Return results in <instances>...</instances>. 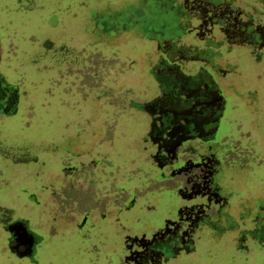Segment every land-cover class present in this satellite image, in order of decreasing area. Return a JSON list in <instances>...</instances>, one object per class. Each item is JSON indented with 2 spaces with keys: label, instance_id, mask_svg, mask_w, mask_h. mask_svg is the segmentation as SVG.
<instances>
[{
  "label": "rangeland",
  "instance_id": "rangeland-1",
  "mask_svg": "<svg viewBox=\"0 0 264 264\" xmlns=\"http://www.w3.org/2000/svg\"><path fill=\"white\" fill-rule=\"evenodd\" d=\"M159 57L205 69L224 103L168 165L140 142ZM0 78V224L43 232L33 264H264V0H0ZM85 162L76 232L51 196Z\"/></svg>",
  "mask_w": 264,
  "mask_h": 264
},
{
  "label": "flooded vegetation",
  "instance_id": "flooded-vegetation-1",
  "mask_svg": "<svg viewBox=\"0 0 264 264\" xmlns=\"http://www.w3.org/2000/svg\"><path fill=\"white\" fill-rule=\"evenodd\" d=\"M150 77L154 91L140 105L148 114V120L144 121L147 131L140 142L144 150L153 152L158 165H168L186 142H205L212 138L219 128L224 110L223 98L210 74L202 68L186 72L176 63L159 57ZM15 104L16 93L11 92L0 78V110L9 111ZM86 167H90L89 172ZM92 167L93 163L85 162L63 170L67 182L61 184L57 195L51 196L53 202H58L59 210L51 218L59 220L61 227L71 226V230L76 232L85 228L90 212L84 199L85 191L80 189V180L84 179L82 181L88 185L95 182ZM29 198L33 203H39L35 202L33 195ZM102 216H105L104 212ZM55 228L51 226L48 231L53 230L52 233H55ZM0 233V250L10 257L26 259L30 264L36 263L35 255L44 236L43 232L34 228L28 217L11 216L1 222Z\"/></svg>",
  "mask_w": 264,
  "mask_h": 264
}]
</instances>
